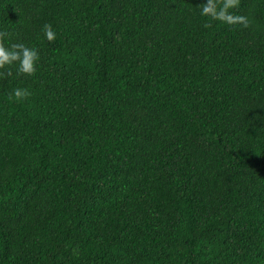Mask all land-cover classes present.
Listing matches in <instances>:
<instances>
[{
  "label": "trees",
  "instance_id": "obj_1",
  "mask_svg": "<svg viewBox=\"0 0 264 264\" xmlns=\"http://www.w3.org/2000/svg\"><path fill=\"white\" fill-rule=\"evenodd\" d=\"M200 3L0 0V264H264V0Z\"/></svg>",
  "mask_w": 264,
  "mask_h": 264
},
{
  "label": "clouds",
  "instance_id": "obj_2",
  "mask_svg": "<svg viewBox=\"0 0 264 264\" xmlns=\"http://www.w3.org/2000/svg\"><path fill=\"white\" fill-rule=\"evenodd\" d=\"M239 4V0H201L198 9L199 15L207 18L208 22H223L227 25H247L248 18L246 15L239 14L235 11ZM45 38L52 41L56 38V31L50 23H46L42 28ZM0 33V70L5 69L9 65H16L17 72L23 74H34L37 71V64L40 53L35 46H29L23 42H16L8 45ZM4 75L0 71V76ZM12 95L17 101H22L31 95L29 89L25 87H14Z\"/></svg>",
  "mask_w": 264,
  "mask_h": 264
}]
</instances>
